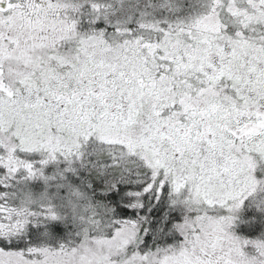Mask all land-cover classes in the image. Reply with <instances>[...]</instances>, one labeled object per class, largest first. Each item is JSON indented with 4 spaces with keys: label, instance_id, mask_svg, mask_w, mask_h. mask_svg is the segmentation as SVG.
<instances>
[{
    "label": "snow or ice",
    "instance_id": "6c2138e0",
    "mask_svg": "<svg viewBox=\"0 0 264 264\" xmlns=\"http://www.w3.org/2000/svg\"><path fill=\"white\" fill-rule=\"evenodd\" d=\"M0 264H264V0H0Z\"/></svg>",
    "mask_w": 264,
    "mask_h": 264
}]
</instances>
